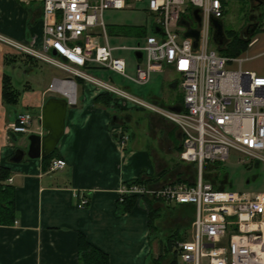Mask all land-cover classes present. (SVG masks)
<instances>
[{"label":"built area","instance_id":"built-area-1","mask_svg":"<svg viewBox=\"0 0 264 264\" xmlns=\"http://www.w3.org/2000/svg\"><path fill=\"white\" fill-rule=\"evenodd\" d=\"M35 1L43 5L42 47L1 33L0 41L67 73L65 77H54L44 94H58L74 104L81 81L111 94L116 101L123 100L167 118L183 134L179 158L196 166V178H175L159 184L124 183L119 189V201L136 196L174 205H195L190 236L176 240L174 245L177 264H264V192L218 189L204 177L207 163L227 161L232 150L246 156L250 163H264V75L244 69V57L225 56L214 46L212 19L223 18L225 1ZM140 2H145V10L156 18L158 32L146 35L144 42L132 47L112 46L104 11ZM196 9L200 21L194 13ZM190 29L198 31L196 46L195 38L186 35ZM123 48L142 53L134 75L127 72L126 60L115 54ZM93 66L142 85L150 81L153 72L172 67L180 77L185 107L178 111L135 95L111 79L90 73ZM70 84L76 86L74 101L66 93ZM32 118L31 113L22 112L9 128L17 134L30 133ZM119 135L122 142L129 139L127 134ZM66 165L63 158L53 159L50 170ZM76 196L80 198L78 207L84 208L87 197Z\"/></svg>","mask_w":264,"mask_h":264},{"label":"crops","instance_id":"crops-1","mask_svg":"<svg viewBox=\"0 0 264 264\" xmlns=\"http://www.w3.org/2000/svg\"><path fill=\"white\" fill-rule=\"evenodd\" d=\"M261 26L249 34L243 27L240 35L252 37V41L241 55L245 58L244 69L264 75V25ZM154 29L153 24L147 35ZM0 33L41 48L42 3L0 0ZM224 43L214 41V46L219 49ZM26 56L0 41V181L3 168L9 173L3 183L15 189V219L10 224H0V264H82L80 251L85 241L106 252L110 264H155L164 223L168 222L166 233L177 229L182 211L195 208L143 198L131 211L122 212L119 189L139 178L151 180L148 184L177 179L183 170L177 161L183 141L181 130L158 114L123 100H107L109 96L104 92L80 82L82 100L68 107L64 134L53 158H63L67 165L50 170L52 160L29 158L27 154L16 160L18 149L27 152L29 134L46 132L40 118L48 87L43 92H36L29 82L23 89L15 87L21 91L16 104L7 102L3 95L5 75H10L13 82L17 71L28 73L38 63ZM137 65L136 56L135 69ZM88 71L113 81V74H117L97 66ZM177 86L181 87L180 77L172 79L170 88ZM150 98L167 107H185L182 95L154 94ZM22 112L33 116L28 134H17L9 128ZM120 132L129 135L126 142L119 138ZM76 194L87 197L84 208L78 207L80 198ZM150 212L155 216L154 233Z\"/></svg>","mask_w":264,"mask_h":264},{"label":"rangeland","instance_id":"rangeland-1","mask_svg":"<svg viewBox=\"0 0 264 264\" xmlns=\"http://www.w3.org/2000/svg\"><path fill=\"white\" fill-rule=\"evenodd\" d=\"M225 1V13L222 18L224 23V29L227 31L236 30L239 34L242 32L243 27L247 24V19L249 17L248 11L250 10V4L247 0H224ZM189 3H186L188 7ZM146 4L145 2L136 3L133 7H127L124 9H114L108 8L104 11L103 18L104 22L106 23V33L109 39V43L112 46H135L138 42H144L146 35L141 34H131L130 36L119 35L113 32V28L120 25L126 26H134V27H141L145 26L147 32H151L153 29V24L155 22V17L151 13L145 10ZM262 11V16L260 17V25H264V4L259 8ZM193 9L190 8V12ZM257 11V10H256ZM184 26V25H182ZM194 27H197V23L193 24ZM261 26V27H262ZM110 27H112V34L109 32ZM136 30L138 28H135ZM140 33V32H139ZM185 33V32H184ZM103 42H104V38ZM115 54L118 56H122L127 64V72L131 75H134L136 72L135 69V61H136V54L135 51L129 48L117 49ZM243 56V55H241ZM40 61V62H39ZM234 67V66H232ZM32 70L28 73H24V71H17L13 77V83L15 87L19 89L24 86V83L29 82L31 87L36 92H43L49 86L50 81L53 77H65L67 73L62 71L61 69L57 68L56 66L49 64L47 62L41 61L38 59V63L32 66ZM165 70V71H164ZM95 75V72H91ZM110 73V71L108 72ZM112 74V73H110ZM96 76V75H95ZM114 76V83L122 88L127 89L131 93L143 97L145 99H151L150 97L155 95H164L167 94H177L181 97H184V92L180 86L176 88H170L172 83V79L179 78V75L173 70V68L165 67L162 72H153L151 75V79L147 84H137L130 79H127L123 76L113 74ZM98 77V76H97ZM101 78V77H100ZM104 79V78H102ZM106 80V79H105ZM81 81H78V96L77 102H81V94H82V84ZM85 86H88L86 84ZM52 95V94H51ZM54 95V94H53ZM60 96L61 95H57ZM174 98V97H173ZM167 99V98H166ZM169 100V99H168ZM163 117V116H162ZM165 118V117H164ZM167 119V118H166ZM177 159V158H176ZM175 159V160H176ZM243 160V161H240ZM181 165L183 170L181 175L183 178L186 179H195L197 175L196 166H187L190 162H186L181 160L180 158L177 160ZM255 163L249 161V159L241 154H238L231 151L230 158L225 162H219L216 164V170L213 169L211 173L215 174L218 181H221L223 177H226L227 190H236V191H247V192H264V163ZM258 165V166H257ZM187 168V169H186ZM165 178L164 180L166 181ZM172 179V178H171ZM225 181V180H222ZM195 213L194 210H186L182 211V216L178 222L179 225L177 229H171L167 232L165 230L167 228V223H164V229L162 228L161 231L164 233L161 236L162 245L159 249L160 251L157 252V256L154 260L158 259L160 253L164 250L163 245L168 241L169 236L173 235L174 233L180 235L182 234L184 238H187L191 234V224L194 217L192 215ZM184 214H189L187 215ZM195 216V215H193ZM172 224V223H171ZM170 224V225H171ZM153 226L156 229V224L153 222ZM151 231L154 230L151 228ZM159 230L156 231L158 234ZM183 238V239H184ZM179 240V239H176ZM174 241V245L175 242ZM172 251H175V247H172ZM164 264H169V260H165Z\"/></svg>","mask_w":264,"mask_h":264},{"label":"trees","instance_id":"trees-1","mask_svg":"<svg viewBox=\"0 0 264 264\" xmlns=\"http://www.w3.org/2000/svg\"><path fill=\"white\" fill-rule=\"evenodd\" d=\"M135 28L138 29L136 30ZM109 32L112 34V27H110ZM113 32L124 36H130L131 34L133 35V33L147 35V29L145 26L134 27V26L118 25L113 28ZM154 32L155 33L157 32V27H155ZM226 39L227 40L224 43V45L220 46L218 50L220 51L221 54L228 57L240 56L248 49L250 42L252 41V37L244 38L236 30L226 31ZM3 95L5 100L11 104H16L20 100L21 91L15 88L12 82V77L10 75H5L4 77ZM104 95L109 96L106 97L107 100L114 99V97L109 93H105ZM57 149L58 148H56L51 155L44 157V159L51 161L56 156ZM216 164L217 163H207L204 170V177L207 180H210L216 188L226 189L227 184H225V182L227 178L223 177L221 181H218L217 179L218 176L211 173L212 171H214L213 169L217 171ZM8 174L9 173L7 172V170L1 168L2 181H0V224H10L15 219V189L11 185L3 183V180H5L8 177ZM164 174L165 171L162 172L159 175V177L163 176ZM177 179L179 181H189V179L183 178L182 175L178 176ZM150 181L151 180H146L141 178L135 180V182H139V183H148ZM137 201L138 200L136 196L126 197L123 202H120L121 211L122 212L131 211L136 205ZM190 205H193L195 208L194 204H190ZM154 218L155 216H153L150 212L149 222L151 228L155 227L153 225ZM183 238L184 236L182 234L178 235L176 233L169 236L168 241L165 243V245H163L164 250L160 253L158 259L155 260V264H164L165 260L167 261L169 260V264H177V254L175 251H172V247L174 246V241L176 239H183ZM84 246H85L84 249L80 251V259L82 264H110L109 256L106 252L102 251L100 248L94 246L88 241H85Z\"/></svg>","mask_w":264,"mask_h":264},{"label":"water","instance_id":"water-1","mask_svg":"<svg viewBox=\"0 0 264 264\" xmlns=\"http://www.w3.org/2000/svg\"><path fill=\"white\" fill-rule=\"evenodd\" d=\"M194 13L197 20L200 21L198 9H196ZM212 23L215 31L214 40L218 44H223L226 38L222 20L213 18ZM186 35L195 38L194 45L196 46L198 31L190 29L186 32ZM136 56L142 57V53L136 52ZM70 106H76V104H72ZM68 107L69 101L67 98L58 96L49 97L43 105L42 115L40 118L42 127L46 132L44 134H30L28 136L29 146L27 152L23 149H18L15 154V159L22 160L25 154H27L29 158H44L51 155L58 147V144L64 134ZM172 108L178 111L182 110V108ZM117 117L118 116L116 115V118Z\"/></svg>","mask_w":264,"mask_h":264},{"label":"flooded vegetation","instance_id":"flooded-vegetation-1","mask_svg":"<svg viewBox=\"0 0 264 264\" xmlns=\"http://www.w3.org/2000/svg\"><path fill=\"white\" fill-rule=\"evenodd\" d=\"M250 4V10L248 11L249 17L247 19V24L245 25L244 32L248 34L255 32L257 27L260 25V17L262 16V11L259 10L264 4V0H247ZM257 10V11H256Z\"/></svg>","mask_w":264,"mask_h":264},{"label":"bare ground","instance_id":"bare-ground-1","mask_svg":"<svg viewBox=\"0 0 264 264\" xmlns=\"http://www.w3.org/2000/svg\"><path fill=\"white\" fill-rule=\"evenodd\" d=\"M66 93L71 97V99L74 101L76 99V86L74 84H70L68 86ZM264 228V225H263Z\"/></svg>","mask_w":264,"mask_h":264}]
</instances>
